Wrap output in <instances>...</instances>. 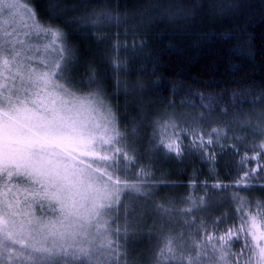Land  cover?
Segmentation results:
<instances>
[{
  "label": "snow or ice",
  "instance_id": "6c2138e0",
  "mask_svg": "<svg viewBox=\"0 0 264 264\" xmlns=\"http://www.w3.org/2000/svg\"><path fill=\"white\" fill-rule=\"evenodd\" d=\"M127 22L68 0H45L43 11L34 0H0V264H264V199L252 195L258 184L264 193V81L233 93L231 120L216 126L211 102L208 116L169 105L146 119L139 106L137 119L127 103L121 115L73 35L110 42L102 29ZM109 62L121 71L118 56ZM189 155L214 183L184 207L155 201L164 179L156 158ZM150 213L161 227L145 262L130 258L129 244Z\"/></svg>",
  "mask_w": 264,
  "mask_h": 264
},
{
  "label": "trees",
  "instance_id": "16d2710c",
  "mask_svg": "<svg viewBox=\"0 0 264 264\" xmlns=\"http://www.w3.org/2000/svg\"><path fill=\"white\" fill-rule=\"evenodd\" d=\"M34 3L43 11L45 0ZM68 3L115 10L122 20L128 21L119 27L102 29L110 42L99 43L90 35H73L83 58L94 61L97 71L104 74L105 86L112 94L111 102L120 106L121 115L127 103L126 111L137 119L141 115L136 111L139 106L144 107L146 119L171 110L169 105H175L177 112L208 116L204 106L211 102L215 119L212 126H216L231 120L233 93L258 87L264 81V0H68ZM233 4L238 6L235 10L229 8ZM117 33L120 48L114 52L112 43L117 41ZM224 35L232 38L225 42ZM237 48L241 50L239 56L233 53ZM117 56L121 65L119 73L113 71L109 62ZM117 81L121 85L119 89ZM125 83L129 89L127 95ZM137 85L143 86V92ZM201 94L205 97L203 101ZM134 98H138V103ZM221 108H229V116H221ZM229 159L230 154L224 162ZM154 168L157 177L164 178L159 188L165 206L171 201L176 207H184L183 202L189 196L204 195L202 182L214 183L207 163L194 155L184 159L156 158ZM217 171L220 179L228 183L223 167ZM252 195L257 200L264 199L259 184ZM214 211L218 214L219 210ZM145 224L143 234L130 240L129 252L130 258L146 262L161 223L148 220ZM150 224L155 225L150 228ZM172 226L179 227L175 223Z\"/></svg>",
  "mask_w": 264,
  "mask_h": 264
},
{
  "label": "rangeland",
  "instance_id": "374dc122",
  "mask_svg": "<svg viewBox=\"0 0 264 264\" xmlns=\"http://www.w3.org/2000/svg\"><path fill=\"white\" fill-rule=\"evenodd\" d=\"M156 191L159 193V195L154 197L153 199L159 203H164V197H163V195H161V191H162L161 188L156 189ZM148 220L152 221L154 223H156V222L161 223L160 218L155 213H150V215L145 218V221H148ZM154 225L155 224H150V228H153Z\"/></svg>",
  "mask_w": 264,
  "mask_h": 264
}]
</instances>
